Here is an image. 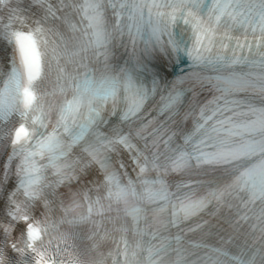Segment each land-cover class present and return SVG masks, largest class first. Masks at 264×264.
Instances as JSON below:
<instances>
[{
	"label": "clouds",
	"instance_id": "1",
	"mask_svg": "<svg viewBox=\"0 0 264 264\" xmlns=\"http://www.w3.org/2000/svg\"><path fill=\"white\" fill-rule=\"evenodd\" d=\"M220 7L0 0V264H264V4Z\"/></svg>",
	"mask_w": 264,
	"mask_h": 264
},
{
	"label": "snow or ice",
	"instance_id": "2",
	"mask_svg": "<svg viewBox=\"0 0 264 264\" xmlns=\"http://www.w3.org/2000/svg\"><path fill=\"white\" fill-rule=\"evenodd\" d=\"M230 0H220V12L223 14L225 11H229L228 4ZM261 4H264V0H261ZM264 15V13H262ZM12 38L16 40L20 48L21 62L23 64V76L26 81L31 82L32 80L39 77L41 73V60L40 54L37 50L35 41L32 39L30 34L25 33H13ZM13 81L17 87H19L22 93V101L25 106L30 105L35 97V93L30 87V83L21 84L18 76L13 77ZM19 135V133H18Z\"/></svg>",
	"mask_w": 264,
	"mask_h": 264
}]
</instances>
